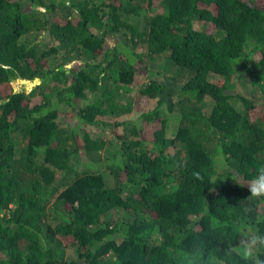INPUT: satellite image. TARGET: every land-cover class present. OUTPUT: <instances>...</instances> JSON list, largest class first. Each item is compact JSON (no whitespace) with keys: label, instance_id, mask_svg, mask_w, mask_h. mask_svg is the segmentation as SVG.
I'll return each instance as SVG.
<instances>
[{"label":"trees","instance_id":"16d2710c","mask_svg":"<svg viewBox=\"0 0 264 264\" xmlns=\"http://www.w3.org/2000/svg\"><path fill=\"white\" fill-rule=\"evenodd\" d=\"M0 85V264H243L264 234V0H0Z\"/></svg>","mask_w":264,"mask_h":264},{"label":"clouds","instance_id":"9594fccd","mask_svg":"<svg viewBox=\"0 0 264 264\" xmlns=\"http://www.w3.org/2000/svg\"><path fill=\"white\" fill-rule=\"evenodd\" d=\"M196 177L197 179L201 178L199 173H196ZM230 178L237 181L239 174L232 171ZM246 184L250 192L249 200L264 198V166H261L257 170L256 176ZM241 186H244V184H241ZM244 224L241 223L237 227L234 236L238 234L239 241L236 245L230 243L227 255L236 256L237 260L243 262V264H264V259L260 255L264 252V234L244 227ZM205 261L206 257L202 248H197L192 253L181 250V264H205ZM219 264H224V261L219 259Z\"/></svg>","mask_w":264,"mask_h":264},{"label":"rangeland","instance_id":"374dc122","mask_svg":"<svg viewBox=\"0 0 264 264\" xmlns=\"http://www.w3.org/2000/svg\"><path fill=\"white\" fill-rule=\"evenodd\" d=\"M23 1H26V0H23ZM32 39V38H30ZM41 41V38L39 37L38 40H36V42H40ZM41 44V43H39ZM139 50L141 51H144L146 50V45H141L140 48H138ZM40 83V81L38 79L34 80V81H27V80H14L12 82V86L14 88H16V90L20 89V88H23L25 90L26 93H28L32 87L35 85V84H38ZM1 87V85H0ZM260 101V99H258V102ZM141 112V109L140 108H133V111L128 113L129 115H124V116H115V117H111V119H106L107 122H111L112 120H118V121H123L124 119L126 118H132L134 116H137L139 113ZM110 120V121H109ZM171 125H174V120L171 119ZM122 126H115V125H108V124H97L96 126L92 127L89 132L90 133H103V134H106L108 137H111L112 134H114L112 132V130H115L116 132H121L122 131Z\"/></svg>","mask_w":264,"mask_h":264}]
</instances>
